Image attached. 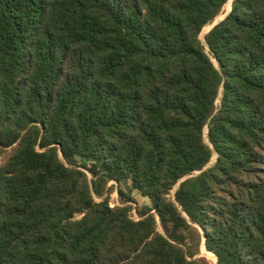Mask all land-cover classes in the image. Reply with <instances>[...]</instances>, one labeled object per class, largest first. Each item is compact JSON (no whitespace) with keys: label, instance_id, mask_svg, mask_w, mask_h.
Listing matches in <instances>:
<instances>
[{"label":"trees","instance_id":"obj_1","mask_svg":"<svg viewBox=\"0 0 264 264\" xmlns=\"http://www.w3.org/2000/svg\"><path fill=\"white\" fill-rule=\"evenodd\" d=\"M227 1L0 0V264H264V0L202 41Z\"/></svg>","mask_w":264,"mask_h":264},{"label":"rangeland","instance_id":"obj_2","mask_svg":"<svg viewBox=\"0 0 264 264\" xmlns=\"http://www.w3.org/2000/svg\"><path fill=\"white\" fill-rule=\"evenodd\" d=\"M231 2L232 0H228L227 3L223 6L222 8V11H221V14L214 20V23L220 21L229 11H230V8H231ZM212 24L211 25H208V26H205L202 31H201V34H200V38L201 40L203 41V36L204 34L211 28ZM134 197L136 199V202L138 205H142V204H145L147 203L146 199L141 197L140 195L134 193ZM118 200V197H117V194L116 192H113L110 196V201L111 203H116ZM199 255H203L205 256L209 261H211L213 264L215 263V259H213L210 255L209 252H207L205 249L202 248L201 246V252Z\"/></svg>","mask_w":264,"mask_h":264},{"label":"bare ground","instance_id":"obj_3","mask_svg":"<svg viewBox=\"0 0 264 264\" xmlns=\"http://www.w3.org/2000/svg\"><path fill=\"white\" fill-rule=\"evenodd\" d=\"M210 255H211V253H210ZM211 257H212L213 259H215V256L211 255Z\"/></svg>","mask_w":264,"mask_h":264},{"label":"water","instance_id":"obj_4","mask_svg":"<svg viewBox=\"0 0 264 264\" xmlns=\"http://www.w3.org/2000/svg\"><path fill=\"white\" fill-rule=\"evenodd\" d=\"M216 23H217V22H216ZM216 23L213 22V23H212V26H213L214 24H216ZM212 26H211V27H212Z\"/></svg>","mask_w":264,"mask_h":264}]
</instances>
